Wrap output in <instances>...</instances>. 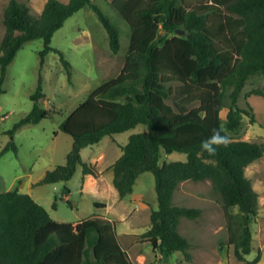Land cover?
I'll return each instance as SVG.
<instances>
[{"label":"trees","instance_id":"16d2710c","mask_svg":"<svg viewBox=\"0 0 264 264\" xmlns=\"http://www.w3.org/2000/svg\"><path fill=\"white\" fill-rule=\"evenodd\" d=\"M111 4L130 29L123 66L114 79L90 91L60 123L59 130L72 138V147L65 164L46 171L36 185L67 182L79 166L84 174L98 177L99 170L82 161L81 150L105 136L145 125L146 131L128 137L112 166V183L120 198L133 193L140 174H153L157 206L150 211L149 228L142 238L164 258L179 252L190 261V242L180 233L179 223L181 218H199L202 210L176 205L173 197L184 181H208L221 198L228 244L233 246L235 258L255 264L259 256L250 262L245 257L252 251L251 225L259 214V195L245 169L264 155V144L233 139L226 129L235 131L240 126L244 110L237 101L248 77L260 73L264 78V0H112ZM84 6L96 14L107 33L109 49L116 54L119 30L92 0H47L37 16L24 3L9 0L0 41V95L8 65L23 44L34 39L43 42L38 52L40 68L53 52L70 77V64L50 45L51 38ZM229 87L224 127L220 112ZM250 94L264 92L253 90L246 97ZM42 96L39 74L36 90L30 95L32 107L9 135L50 116L39 104ZM212 129H222L231 139L230 146L220 148L215 156L200 148ZM10 150H18L13 140L0 156ZM172 152L184 153L186 159L162 161L163 154ZM234 207L237 213L229 211ZM0 264L134 263L108 220L91 217L77 223L58 222L30 195L13 189L0 191Z\"/></svg>","mask_w":264,"mask_h":264},{"label":"rangeland","instance_id":"374dc122","mask_svg":"<svg viewBox=\"0 0 264 264\" xmlns=\"http://www.w3.org/2000/svg\"><path fill=\"white\" fill-rule=\"evenodd\" d=\"M16 1L24 3L30 12L37 16L47 0ZM8 2L9 0H0V41L5 31L3 11ZM92 2L102 9L119 30L120 49L116 54L111 53L107 33L96 14L88 6H84L71 15L51 38L50 45L60 50L70 64V77L59 56L53 52L46 55L45 62L40 68L38 52L43 46L41 39L24 43L7 67L4 92L0 95V151L11 140L15 142L18 150L17 153L10 150L0 156L1 190L7 187L13 189L12 187H15L13 185L16 184L13 179L17 175L30 173L31 177L37 178L43 171L64 163L62 154L70 148L73 140L59 130L60 123L84 101L90 91L114 79L123 66L130 40L129 26L112 6V0ZM168 37H171V34ZM39 74L43 93L39 104L43 109L50 111V116L38 124L21 126L11 136L8 131L32 107L30 95L36 90ZM253 90L264 92V78L260 73L251 74L241 90L237 106L244 110V113L239 128L235 131L226 129V132L233 139L264 144V95L250 94L246 97V94ZM231 91V87L224 91L223 107L220 112L224 127ZM146 130L145 125L139 124L132 130L114 134V138L124 144L129 134ZM109 137H105L100 145H94L92 148L104 147ZM89 148L82 152L83 157L90 152ZM185 159L186 155L180 152L163 154L162 157V161L166 162ZM245 175L251 180L254 190L259 195V214L251 225L252 251L245 258L250 262L259 256L255 264H264V155L246 167ZM78 176L75 175L70 183L73 192L67 200H62L61 193L53 190V186L63 187L66 182L39 185L44 187L36 188L51 196L52 201L57 197V208L51 209L47 206L51 217L59 215L63 221L70 222L77 217L86 218L95 212L94 205L89 200L91 198H82L77 191ZM133 190L134 193L130 197L120 201L134 206L135 211L130 212L128 220L120 223V219L111 214L107 218L114 225L122 249L131 257L134 264H249L238 261L234 256L233 246L228 244L223 204L208 181H184L179 184L173 197V203L176 205L202 210L199 218L193 220L181 218L179 223L180 233L190 242V261L185 260L179 252L164 258L142 238L144 229L150 224L148 215L157 206L153 174L149 171L140 174ZM47 195L44 197H48ZM67 201H70L71 205ZM107 203L116 206L111 196H107ZM117 207L120 209L118 205ZM229 211L237 213V208H230ZM126 223L130 224L129 227L134 225L135 230L127 229ZM142 256H146V259Z\"/></svg>","mask_w":264,"mask_h":264},{"label":"crops","instance_id":"0c3cea01","mask_svg":"<svg viewBox=\"0 0 264 264\" xmlns=\"http://www.w3.org/2000/svg\"><path fill=\"white\" fill-rule=\"evenodd\" d=\"M131 134H129V136ZM105 137H109V136H105ZM105 137H103L101 139V141H99L95 145H100V143L103 141V139H105ZM127 141H128V139H127ZM127 141H126V143H127ZM126 143H124V144L119 143L116 140V138H114V135H113V136L109 137V140L104 147L100 146V148H98V147L92 148L94 145L89 146L90 148L85 147L80 152L82 161L87 163V164L94 165L99 170L100 175L98 177H94L92 174H89V173L84 174L82 172L81 167L79 166V167H77V169H76L74 175L71 177V179L69 181H67L63 187L53 186V190L55 192L59 191L61 193V196L63 198L62 200H67L73 192L72 188L70 187V183L74 179L75 175H79L78 176V179H79L78 182L79 183H78L77 191L79 192L80 196L82 198H85V197L91 198L89 200L92 202V204L95 202L96 203L97 202H103V203H97L98 206L94 207L95 212L92 213L91 215H89L88 217H86V218L77 217V219L70 221L71 223H77V222L81 221L82 219L91 218L92 216H96V217H100V218L109 220V218H107V216L110 214L114 217H118L120 219V223H124V222H126V220H128V218H129L128 216H129L130 212L135 211L133 205H128V204L126 205V204L120 203L121 199L124 200L128 196L130 197L134 192L132 194L124 197V198H120L117 190L115 189V187L113 186V183H112V178H113L112 166H113L114 162L116 161V159L121 155V147L124 146ZM71 147H72V144H71L70 148L62 154V157L64 158V163L58 164V165L65 164L66 155L69 152V150L71 149ZM88 148L90 149V152H87L86 156L83 157L82 152L84 150L86 151V149H88ZM48 170H50V169H47V171ZM45 173H46V170L43 171L37 178L31 177L30 173H26L25 175H21V176L17 175L13 179V181H16V184L13 185L15 187H12V188L18 189V191L21 193H26V194L30 195L37 203L42 205L47 210V212L49 213L47 206H50L51 209H54L52 207V204L54 201H52V198H50L51 196H48L47 194L42 192V190H36V188H43L44 187V186L36 185V183L44 176ZM60 184H63V183L61 182ZM48 185H50V184H48ZM53 185H57V183L53 184ZM64 187H66L67 189H65ZM10 188L11 187H7L3 190L0 189V191L4 192V191H8V190H13ZM46 195L48 197H44ZM107 196H111V198L115 202L116 206H112L111 203H109V204L107 203ZM68 202L71 205L70 201H68ZM117 205L119 206L120 209H118ZM49 215L51 217L50 213H49ZM51 218L55 221H58V222H65V221H63V219L59 218V215H57L56 217H51ZM148 218H149V215H148ZM129 226H130V224L126 223L127 229H130V231L135 230L134 225L132 227H129ZM148 228H149V225L146 229H144L143 232H145ZM124 229L125 228H123V230ZM116 236H117V233H116ZM142 257H143V259H146V256H142ZM129 258L131 260L130 256H129Z\"/></svg>","mask_w":264,"mask_h":264},{"label":"clouds","instance_id":"9594fccd","mask_svg":"<svg viewBox=\"0 0 264 264\" xmlns=\"http://www.w3.org/2000/svg\"><path fill=\"white\" fill-rule=\"evenodd\" d=\"M222 132V129H212V135L201 141V151L206 152L209 156H215L220 148L229 147L231 139L229 136L223 135Z\"/></svg>","mask_w":264,"mask_h":264},{"label":"water","instance_id":"95a60500","mask_svg":"<svg viewBox=\"0 0 264 264\" xmlns=\"http://www.w3.org/2000/svg\"><path fill=\"white\" fill-rule=\"evenodd\" d=\"M178 34L182 35L183 34V31H177Z\"/></svg>","mask_w":264,"mask_h":264},{"label":"bare ground","instance_id":"6f19581e","mask_svg":"<svg viewBox=\"0 0 264 264\" xmlns=\"http://www.w3.org/2000/svg\"><path fill=\"white\" fill-rule=\"evenodd\" d=\"M260 164V163H259ZM259 167V166H258ZM261 167H263V166H261Z\"/></svg>","mask_w":264,"mask_h":264}]
</instances>
